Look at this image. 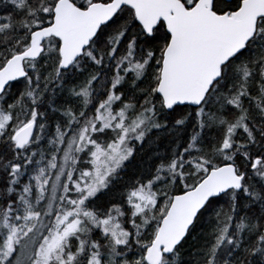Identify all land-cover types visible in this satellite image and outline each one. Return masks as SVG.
<instances>
[{
  "label": "snow or ice",
  "instance_id": "obj_1",
  "mask_svg": "<svg viewBox=\"0 0 264 264\" xmlns=\"http://www.w3.org/2000/svg\"><path fill=\"white\" fill-rule=\"evenodd\" d=\"M0 264H264V0H0Z\"/></svg>",
  "mask_w": 264,
  "mask_h": 264
}]
</instances>
